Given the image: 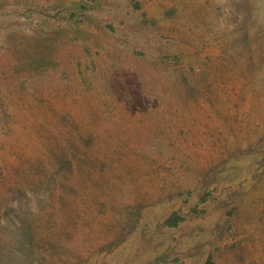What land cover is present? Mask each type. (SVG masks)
I'll use <instances>...</instances> for the list:
<instances>
[{
  "label": "rangeland",
  "instance_id": "1",
  "mask_svg": "<svg viewBox=\"0 0 264 264\" xmlns=\"http://www.w3.org/2000/svg\"><path fill=\"white\" fill-rule=\"evenodd\" d=\"M263 7L0 0V264H264Z\"/></svg>",
  "mask_w": 264,
  "mask_h": 264
},
{
  "label": "trees",
  "instance_id": "2",
  "mask_svg": "<svg viewBox=\"0 0 264 264\" xmlns=\"http://www.w3.org/2000/svg\"><path fill=\"white\" fill-rule=\"evenodd\" d=\"M264 8V7H263ZM263 14H264V9H263ZM180 215L177 212H173L166 220V223L170 226H174L178 223L179 219H180ZM205 264H214L213 260L209 257Z\"/></svg>",
  "mask_w": 264,
  "mask_h": 264
}]
</instances>
